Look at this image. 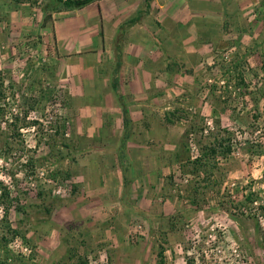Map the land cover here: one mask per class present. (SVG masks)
I'll return each instance as SVG.
<instances>
[{
  "label": "rangeland",
  "instance_id": "1",
  "mask_svg": "<svg viewBox=\"0 0 264 264\" xmlns=\"http://www.w3.org/2000/svg\"><path fill=\"white\" fill-rule=\"evenodd\" d=\"M141 3L53 12L48 0H0L3 264H264V0H189L204 53L190 70L172 59L178 90L149 92L125 185L105 176L119 132L107 111L93 117L79 80L91 68L105 77L111 24Z\"/></svg>",
  "mask_w": 264,
  "mask_h": 264
},
{
  "label": "crops",
  "instance_id": "2",
  "mask_svg": "<svg viewBox=\"0 0 264 264\" xmlns=\"http://www.w3.org/2000/svg\"><path fill=\"white\" fill-rule=\"evenodd\" d=\"M97 2L79 9L78 11L89 10L90 7ZM152 6L151 0H142V3L134 15L124 19L116 18L115 22H112L111 25H114V28L109 42H111L110 48L112 49L113 47V64L103 69L104 71L106 70L104 73L105 77H100L99 71L91 68L83 70V76H80L81 79L79 80V84L83 85L81 87L84 93L94 96L96 101L95 107H90V110L95 112L93 117L101 118L102 114L107 111V115H103V118L108 121L109 125L113 123V126H115L119 132L118 144L115 149L116 152L112 162L109 164L112 169L105 175L108 180L111 179L117 183L120 181L124 184L127 183L131 161L135 159H131L130 156H128L127 148L134 139L135 121L140 116V111L142 110L140 108H144V105L147 104V102L149 103V92L151 89L154 87L162 88L161 95H163V88H170L176 85L175 89L178 90L180 85L177 78L180 75L171 74V64L174 62L172 59L177 58L176 60L182 62L186 70H190L192 68L187 66V64L190 63L188 59L195 58L198 60L197 56L204 53V42L201 41L199 32L201 26L200 17L203 12L201 13V11L192 6L189 0H177L169 6L165 4L163 6L159 5L157 11L152 10ZM90 11L88 16L95 18L92 16V10ZM235 11V8L231 10V19H233L235 23H241L242 17L233 15ZM139 12H141L140 20L131 27L126 28L124 32H121L120 27L129 19L135 17ZM106 15L107 19L105 20L110 22L112 17H108V14ZM103 18L104 14L101 15L99 20H103ZM68 24L66 23V28H68ZM93 26L94 24L90 21V28L88 29H92ZM55 27L57 36L60 39L62 33L65 32V27L64 25ZM73 33L74 32L71 31L70 36H72ZM213 34L214 33H212V39L217 40L218 33ZM263 34L264 33H262V35L256 34L254 36V38L259 36L263 39L260 42L261 49H264ZM58 38L57 40H59ZM251 39V33L243 32L242 36H240V40L245 46L246 44H251ZM119 44L121 45L122 63L118 71V78L120 91L124 98V104L128 110L130 119V126L127 130L123 127L121 109L110 87L111 75L115 63V47ZM189 77L188 75L182 77L181 79H185L183 83H192L193 78ZM100 78H102V81ZM96 128L97 129L92 130L93 133L100 130V128ZM111 128L109 127L110 131L112 130ZM101 130H103V128H101ZM169 130L171 132L172 128H169ZM126 135L128 137L124 145L126 160L121 163L117 154L121 146L122 137ZM91 169L93 170L94 167H91ZM95 176L100 182L103 181L104 176L101 175L98 170Z\"/></svg>",
  "mask_w": 264,
  "mask_h": 264
},
{
  "label": "trees",
  "instance_id": "3",
  "mask_svg": "<svg viewBox=\"0 0 264 264\" xmlns=\"http://www.w3.org/2000/svg\"><path fill=\"white\" fill-rule=\"evenodd\" d=\"M100 0H48V9L53 11V12H68V11H73V10H79L82 8L87 7L88 5L97 2ZM141 18V12H139L135 17L129 19L126 23H124L121 27L120 30L121 32H124V30L126 28L131 27L132 25H134L135 23H137ZM121 45L119 44L118 46L115 47V63H114V69L112 71V75H111V80H110V87L111 90L113 92V94L115 95L117 102L119 104V107L121 109V113H122V122H123V127L125 128V130H127L130 126V119H129V114H128V110L124 104V98L121 94L120 91V87H119V78H118V71L120 69L121 66ZM127 135L122 137L121 140V146L118 150V158L120 160V162H124L126 160L125 157V153H124V145L125 142L127 140ZM212 149H210L211 151ZM213 152V150H212ZM220 152V150H219ZM125 181V180H124ZM126 185V183H125ZM0 199H8V195L5 191V189L1 190V194H0ZM7 209H5L4 212V218L6 217V213H7ZM9 233H12L11 230H9L8 228L6 229ZM1 232V229H0ZM15 233V232H13ZM5 236L4 234L0 233V245H3L5 243ZM0 264H3V262L0 261Z\"/></svg>",
  "mask_w": 264,
  "mask_h": 264
}]
</instances>
